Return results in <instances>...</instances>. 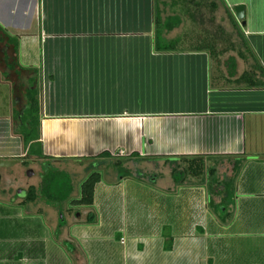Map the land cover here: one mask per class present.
<instances>
[{
  "label": "crops",
  "instance_id": "crops-1",
  "mask_svg": "<svg viewBox=\"0 0 264 264\" xmlns=\"http://www.w3.org/2000/svg\"><path fill=\"white\" fill-rule=\"evenodd\" d=\"M220 1L247 55L211 60L204 51H153L151 0L140 22L122 20V0H0V86L6 88L0 123L7 121V134H0L8 139L10 128L21 127L26 93L35 92L36 151L43 157L26 156L23 146L22 153L0 156L50 161L55 169L48 172L69 180L99 175L91 205L66 222L56 219L53 204L48 217L41 208L23 210L27 197L1 204L0 220L10 224L0 225V264H233L226 255L235 249L233 236L221 232L230 225L210 214L204 186L186 178L169 182L183 159L205 157L204 168H214L216 178L236 174L232 223L240 204L253 217L257 200L264 214V0ZM235 6L243 7L240 21ZM171 15L177 14L163 16ZM180 31L181 19L161 37L181 38ZM122 44L141 52H122ZM136 163L149 168L151 185L131 175ZM70 188L64 200L71 181ZM164 231L172 238L169 251Z\"/></svg>",
  "mask_w": 264,
  "mask_h": 264
},
{
  "label": "rangeland",
  "instance_id": "rangeland-1",
  "mask_svg": "<svg viewBox=\"0 0 264 264\" xmlns=\"http://www.w3.org/2000/svg\"><path fill=\"white\" fill-rule=\"evenodd\" d=\"M163 2V5L160 6V9L162 10L161 17L163 18L165 14L169 13H176L180 19H181V37L187 36L190 37L187 38V41L185 42V47L183 49H191L193 45V38L196 36L198 38H206L213 42L215 49L220 52V54H232L235 56H241L247 55L246 50L241 45V40L239 39L236 27L234 28L231 24V22L227 19L226 13L224 12L222 8V2L220 0H161ZM108 3V2H107ZM108 5V4H107ZM122 6H125L127 8H123L122 14L120 15L123 21L131 20L132 18L139 19L138 22L141 21L142 18V12L145 11L146 8L150 7V0H122L121 3ZM132 9V10H131ZM128 10H131L135 12V15H130ZM142 10V11H141ZM149 10V9H148ZM128 31H121V35L123 37L128 36L126 34ZM179 30H173L171 33L173 35L177 34ZM135 35V34H133ZM192 38V39H191ZM124 40V39H123ZM168 41V40H167ZM124 44V43H123ZM122 44V52L129 53V54H139L141 51L140 49H137L138 51L130 50L128 47ZM148 53L149 50H145ZM223 55V56H224ZM242 57V56H241ZM5 89L3 91V88L0 86V103L5 102ZM20 106H18L19 108ZM5 111V110H3ZM4 115V114H0ZM15 130H20V127L14 126L13 128H10V136L8 139L7 137H1L0 134V155L1 153H6V150H8L10 153L13 152H21L22 145L20 141L16 137H12V135H15ZM12 130V131H11ZM0 132L2 134H7V121L3 120L0 123ZM26 154V153H25ZM24 156V155H23ZM0 160H4L2 156H0ZM208 160H205L207 162ZM140 163L136 164H130L129 169L131 170V175H134L136 177H142V180L145 181L147 184L153 183L152 177L148 176V174H152L149 172L148 174L146 171H149V168H146V164L144 167H139ZM53 164L50 161L49 163H44L43 161L39 160H31V159H22L20 162L14 164L11 167L1 168L0 167V173H2V178L0 179V205L6 204L10 202V205L16 200L22 201L25 197L28 196V189H32V199L27 200L25 199L22 204V209L25 211H33L32 209H38L41 208V210L49 214L46 216V214H43V219H49L45 218L48 216H51V212H53L51 205L56 208V219L62 221L63 217H65V222L68 220L66 215H72V216H79L82 217V213L84 209L88 208V206H77L75 204H72L71 201L77 199L79 196V185L82 182L81 174L75 175L70 178L71 184H72V192L70 194V197L67 200H59V202H54L53 200H49L45 194L46 190L48 189V185H50L51 181L54 180L53 173L48 172L50 170H53L55 168L52 167ZM59 168H67V165H61ZM142 168H145L142 170ZM152 169V167L150 168ZM59 170V169H58ZM117 172L119 175H122V169H117ZM28 171L32 172V176H27L26 173ZM66 171V170H65ZM151 171V170H150ZM48 172V173H47ZM91 173V172H90ZM64 174V173H63ZM145 175L146 176H139V175ZM65 175V174H64ZM66 176V175H65ZM85 178V176H83ZM177 179H174L173 176H171L169 182L174 185H180V183L184 178L180 177L178 174L176 175ZM246 178L249 176H245ZM169 178V177H168ZM183 178V179H182ZM82 179V180H81ZM181 179V180H180ZM187 178L185 182H194L195 179ZM155 183H157L155 181ZM176 185V186H177ZM156 187V186H154ZM168 194V193H166ZM50 201V202H48ZM257 202V200H256ZM256 202H251L253 204L252 210L255 213H258L260 215H255L253 217H247L248 210L244 206H240L237 209V216L235 217V221L230 225V227L227 230H221L222 233L228 234V236H233L229 238V243H231V246L235 249L233 251H230L229 249L226 251L228 262H231L234 264H256L259 261L264 262V214L261 215L260 210H262L263 207ZM257 204V205H256ZM64 207L66 208V212H64ZM7 209L5 206L4 209ZM10 211H13L11 207H8ZM243 209L245 212L242 214ZM249 209V208H248ZM1 211V210H0ZM48 211V212H47ZM1 215V214H0ZM52 215H55V213H52ZM40 218H42V214L40 215ZM45 218V219H44ZM250 218V219H249ZM249 219V221H248ZM52 223H55L53 220H51ZM4 224H10L6 223V220H0V225ZM60 226L58 223L54 224V228L56 233H59L60 229L57 230V227ZM207 234L210 231V226H206ZM209 230V231H208ZM218 232L220 230H217ZM8 232L13 233L12 230H9ZM220 232V233H221ZM243 232V233H241ZM0 233L2 234V230H0ZM164 234H167L166 231L163 232ZM241 233V234H239ZM243 234V235H242ZM227 236V235H226ZM218 241V240H217ZM239 242L241 244H239ZM233 243V244H232ZM12 246V245H11ZM13 247V246H12ZM10 249V248H8ZM11 250V249H10ZM83 255H80L84 257L87 253L86 251H81ZM99 257H101L102 252L98 251ZM222 256H225L224 254ZM110 259L106 260V262H109ZM226 258H224L222 262H225Z\"/></svg>",
  "mask_w": 264,
  "mask_h": 264
},
{
  "label": "trees",
  "instance_id": "trees-1",
  "mask_svg": "<svg viewBox=\"0 0 264 264\" xmlns=\"http://www.w3.org/2000/svg\"><path fill=\"white\" fill-rule=\"evenodd\" d=\"M163 5L161 0H151L152 10V48L155 52L169 53L177 52L185 47L187 41L186 36L176 38L170 41H164L162 39V33L176 27L180 23L178 15L164 16L161 17L162 10L160 6ZM228 17L233 22L232 17L226 12ZM191 50L193 51H204L207 56L212 60L220 54L215 49L213 42L206 38L196 39L193 42ZM247 76L243 73L237 82ZM254 83H250L249 86H254ZM27 110L25 111L24 118L22 119V125L19 130L21 144L25 148L26 156H35L42 158L43 156L39 151H36L40 146L39 142V104L37 100V94L35 92L26 93ZM205 157H191L183 159L185 166L181 171L172 170L171 175L174 179H177L178 174L183 178L195 179L198 183L204 186L205 193L207 195L206 206L210 214L216 219V222L222 226H229L233 221V215L235 210L234 200V177L235 173H232L229 177H215L214 168H204ZM236 163V162H235ZM115 168L119 169V165L115 162ZM121 169V168H120ZM235 171V170H234ZM54 180L51 181L46 190L45 196L49 200H64L68 197L71 188L70 180L63 173H53ZM182 178V179H183ZM181 180V179H180ZM99 181V175L97 173L88 174L79 185V197L72 200L71 203L77 206H90L92 203L93 187L96 182ZM32 189H28L27 200L32 199ZM166 229V228H165ZM172 246V238L169 234L163 233V250L169 251Z\"/></svg>",
  "mask_w": 264,
  "mask_h": 264
},
{
  "label": "water",
  "instance_id": "water-1",
  "mask_svg": "<svg viewBox=\"0 0 264 264\" xmlns=\"http://www.w3.org/2000/svg\"><path fill=\"white\" fill-rule=\"evenodd\" d=\"M233 14H234V17L237 21H240L242 20V17H243V7L242 6H235L233 8ZM242 25H243V22H242ZM15 164V160H0V167H11ZM27 176H31L32 175V172L31 171H28L26 173Z\"/></svg>",
  "mask_w": 264,
  "mask_h": 264
},
{
  "label": "flooded vegetation",
  "instance_id": "flooded-vegetation-1",
  "mask_svg": "<svg viewBox=\"0 0 264 264\" xmlns=\"http://www.w3.org/2000/svg\"><path fill=\"white\" fill-rule=\"evenodd\" d=\"M14 160H15V164L21 161V160L18 159V158H17V159H14ZM1 168H3V167H1ZM4 168H6V167H4ZM2 177H3V176H2V173H0V179H1Z\"/></svg>",
  "mask_w": 264,
  "mask_h": 264
}]
</instances>
